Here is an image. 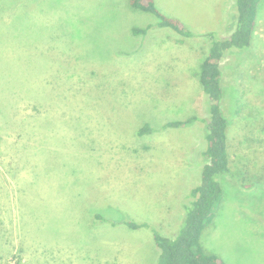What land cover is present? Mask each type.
<instances>
[{
  "label": "rangeland",
  "instance_id": "374dc122",
  "mask_svg": "<svg viewBox=\"0 0 264 264\" xmlns=\"http://www.w3.org/2000/svg\"><path fill=\"white\" fill-rule=\"evenodd\" d=\"M152 1L192 36L129 0H0V264H155L151 232L123 222L180 227L204 163L199 66L236 0ZM219 67L232 175L200 243L264 264V0L250 46Z\"/></svg>",
  "mask_w": 264,
  "mask_h": 264
},
{
  "label": "trees",
  "instance_id": "16d2710c",
  "mask_svg": "<svg viewBox=\"0 0 264 264\" xmlns=\"http://www.w3.org/2000/svg\"><path fill=\"white\" fill-rule=\"evenodd\" d=\"M260 1L236 0L234 29L231 34L221 39L214 33L207 35L209 40L206 44V53L198 71V81L206 97L205 110L208 115L206 121L204 120L205 148L201 151L204 163L200 170L198 185L189 191L188 201L183 207L185 216L177 232L172 237H166L160 235L147 222L132 220L123 222L131 230L145 228L151 232L154 244L159 250L155 264H223L216 255L207 253L200 243L202 231L214 217L221 199L219 176L232 175L229 141L226 137L227 121L220 107L222 88L219 63L226 51L243 50L250 46ZM129 5L135 10L153 14L159 20L156 27L171 29L185 37L192 36L177 19L161 14L152 0H129ZM150 27L149 25L144 29L135 28L132 33L145 34ZM196 120L195 117L187 121H170L163 128L182 127ZM152 132L153 129L146 124L137 133L143 135ZM102 221L107 223L106 220Z\"/></svg>",
  "mask_w": 264,
  "mask_h": 264
},
{
  "label": "crops",
  "instance_id": "0c3cea01",
  "mask_svg": "<svg viewBox=\"0 0 264 264\" xmlns=\"http://www.w3.org/2000/svg\"><path fill=\"white\" fill-rule=\"evenodd\" d=\"M257 17V16H256Z\"/></svg>",
  "mask_w": 264,
  "mask_h": 264
}]
</instances>
